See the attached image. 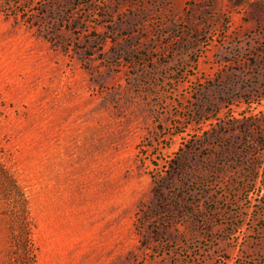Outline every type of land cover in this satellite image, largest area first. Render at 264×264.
Listing matches in <instances>:
<instances>
[{"label": "rangeland", "instance_id": "rangeland-1", "mask_svg": "<svg viewBox=\"0 0 264 264\" xmlns=\"http://www.w3.org/2000/svg\"><path fill=\"white\" fill-rule=\"evenodd\" d=\"M0 264H264V0H0Z\"/></svg>", "mask_w": 264, "mask_h": 264}, {"label": "trees", "instance_id": "trees-1", "mask_svg": "<svg viewBox=\"0 0 264 264\" xmlns=\"http://www.w3.org/2000/svg\"><path fill=\"white\" fill-rule=\"evenodd\" d=\"M19 259V258H18ZM21 262V261H20Z\"/></svg>", "mask_w": 264, "mask_h": 264}]
</instances>
